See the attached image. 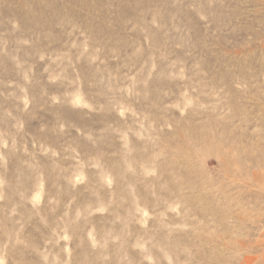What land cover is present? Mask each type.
<instances>
[{"label": "rangeland", "instance_id": "obj_1", "mask_svg": "<svg viewBox=\"0 0 264 264\" xmlns=\"http://www.w3.org/2000/svg\"><path fill=\"white\" fill-rule=\"evenodd\" d=\"M0 264H264V0H0Z\"/></svg>", "mask_w": 264, "mask_h": 264}]
</instances>
